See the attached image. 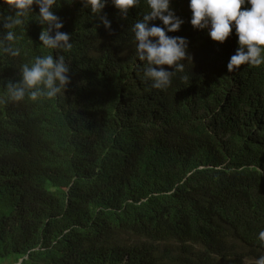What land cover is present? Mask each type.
Instances as JSON below:
<instances>
[{"label":"trees","instance_id":"16d2710c","mask_svg":"<svg viewBox=\"0 0 264 264\" xmlns=\"http://www.w3.org/2000/svg\"><path fill=\"white\" fill-rule=\"evenodd\" d=\"M170 6L192 15L189 0ZM38 12L15 29L20 55L0 53V264H254L264 64L228 71L235 29L224 43L205 29L184 71L156 89L131 26L105 29L90 8L57 0L70 82L52 99L11 101L21 67L56 56ZM12 14L0 0V16Z\"/></svg>","mask_w":264,"mask_h":264},{"label":"clouds","instance_id":"9594fccd","mask_svg":"<svg viewBox=\"0 0 264 264\" xmlns=\"http://www.w3.org/2000/svg\"><path fill=\"white\" fill-rule=\"evenodd\" d=\"M76 8H90L92 17L105 29L123 30L131 26L135 54L144 77L156 89L170 85L173 75L183 72L185 60H191L188 44L208 31L213 41L224 43L235 29L238 48L227 64L229 72L241 65L259 67L264 64V0H189L192 15H184L171 8V0H69ZM14 14L0 16L4 30L0 36V53L12 57L20 55L13 47L17 40L15 29L38 7L36 15L44 29L39 35L41 45L53 54L38 55L20 69L18 82L6 85L7 98L22 101L27 95L36 101L41 97L55 98L70 82L69 64L61 51L72 49L70 34L60 31L63 23L54 14L57 0H4ZM174 71H168L163 66ZM264 245V230L258 233ZM254 264H264V254L254 258Z\"/></svg>","mask_w":264,"mask_h":264},{"label":"rangeland","instance_id":"374dc122","mask_svg":"<svg viewBox=\"0 0 264 264\" xmlns=\"http://www.w3.org/2000/svg\"><path fill=\"white\" fill-rule=\"evenodd\" d=\"M21 261H22V260H20V262H19L18 264H20V263H21Z\"/></svg>","mask_w":264,"mask_h":264}]
</instances>
